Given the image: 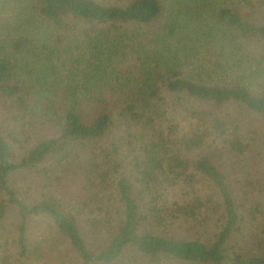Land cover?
I'll return each instance as SVG.
<instances>
[{"label": "trees", "instance_id": "obj_1", "mask_svg": "<svg viewBox=\"0 0 264 264\" xmlns=\"http://www.w3.org/2000/svg\"><path fill=\"white\" fill-rule=\"evenodd\" d=\"M249 115L264 0H0V264H264Z\"/></svg>", "mask_w": 264, "mask_h": 264}, {"label": "rangeland", "instance_id": "obj_2", "mask_svg": "<svg viewBox=\"0 0 264 264\" xmlns=\"http://www.w3.org/2000/svg\"><path fill=\"white\" fill-rule=\"evenodd\" d=\"M231 111L235 114L234 108H231ZM244 123L247 126V128L254 132V136L258 142V145L264 150V121L261 117L258 115H249L244 118ZM264 164V161L263 163ZM37 174L35 171H29V172H23V173H17L14 177L11 179V184L13 188L17 191L20 197L24 199H30L32 200L33 197L37 196L35 191L38 188L37 186H34L37 183ZM201 186L206 187L204 185L203 181H201ZM32 189V190H30ZM258 190V187H257ZM261 198L264 203V187L261 189ZM38 194V193H37ZM264 216V215H263ZM183 224V223H181ZM188 226V225H187ZM186 226V227H187ZM186 227H178L173 226L172 229L176 236L185 238V239H197L199 241H205L209 242L210 237L209 234L206 232L209 228L204 227L200 228L197 227L194 224H191L189 228L186 229ZM258 231L264 229V219H260V223H257ZM249 230V226L247 224V220L244 221L241 225V233L240 237L237 240V247L240 252L242 253H258V248L253 244L250 243L249 237L247 236V232ZM169 233V232H168ZM235 251L237 249L235 248Z\"/></svg>", "mask_w": 264, "mask_h": 264}]
</instances>
